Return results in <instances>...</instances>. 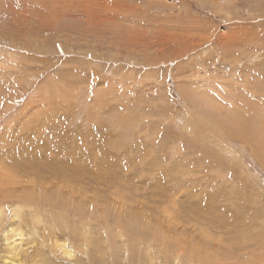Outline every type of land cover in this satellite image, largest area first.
Returning <instances> with one entry per match:
<instances>
[{
  "label": "rangeland",
  "instance_id": "obj_1",
  "mask_svg": "<svg viewBox=\"0 0 264 264\" xmlns=\"http://www.w3.org/2000/svg\"><path fill=\"white\" fill-rule=\"evenodd\" d=\"M14 240L264 264V0H0V264Z\"/></svg>",
  "mask_w": 264,
  "mask_h": 264
},
{
  "label": "bare ground",
  "instance_id": "obj_2",
  "mask_svg": "<svg viewBox=\"0 0 264 264\" xmlns=\"http://www.w3.org/2000/svg\"><path fill=\"white\" fill-rule=\"evenodd\" d=\"M15 208H14V212H15ZM3 212L2 208H1V213ZM10 232H12L11 234V237L8 238V240H10L11 238L15 237V236H19L20 239H22L23 237V230L19 227H16V228H11L10 230L7 229L6 233L8 234ZM9 235V234H8ZM8 237V236H7ZM17 240V239H16ZM16 240H14V242H16ZM22 241L20 242H16L15 244L11 245V254H9V256L6 258V263L5 264H15L16 261L19 260V253L20 251L18 250V246L19 244L21 243ZM62 248H65L64 245H61ZM66 249V248H65ZM66 253L68 255H71L72 253L70 252V250H67L66 249Z\"/></svg>",
  "mask_w": 264,
  "mask_h": 264
}]
</instances>
